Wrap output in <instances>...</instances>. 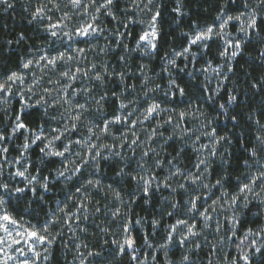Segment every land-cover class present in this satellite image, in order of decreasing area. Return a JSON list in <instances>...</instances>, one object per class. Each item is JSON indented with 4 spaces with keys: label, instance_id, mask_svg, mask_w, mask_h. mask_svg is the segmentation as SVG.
I'll use <instances>...</instances> for the list:
<instances>
[{
    "label": "snow or ice",
    "instance_id": "1",
    "mask_svg": "<svg viewBox=\"0 0 264 264\" xmlns=\"http://www.w3.org/2000/svg\"><path fill=\"white\" fill-rule=\"evenodd\" d=\"M228 2L235 0H226L212 24L183 33L187 44L165 57L168 66L177 68L180 58L195 66L201 53L208 51V42L214 40L222 44L218 56L225 64L213 66L211 60H206L207 67L201 69L206 74L220 77L225 66L227 72H233L232 62L248 44L259 45V58L264 63V0H241L244 11L235 15L227 11ZM175 3L172 11L183 16L182 0ZM0 5L5 10L14 7L12 0H0ZM119 5L120 0H38L28 22L40 26L43 42L29 56L22 57L15 70L0 74V111L8 116L11 99L18 96L21 101L17 114L8 116L13 121L11 126L0 130V177L5 174V165L15 167L7 175L10 180L19 178L23 185L10 186L0 181V264H47L58 239L68 251L75 249L72 264H111L102 250H92L80 235L89 234L90 226L95 229L91 235L101 249L114 246L113 260L127 256L129 264H156V255L141 254L137 247L134 232L139 229L143 246L154 253L163 252L167 264H173L167 257L174 245L184 250L180 264H194L191 254L193 246L200 247L197 238L203 236L207 242L206 231L221 233L225 227L221 216L229 226L227 239L238 241L237 254L231 259L225 257L227 264H264V226L249 227L242 236L237 234L241 210L253 201L264 206V123L260 118L264 111L248 115L257 131L252 147L245 148L248 158L242 161L246 169L243 179L236 176V190L229 191L226 184L230 178V153L225 155V145H230L232 138L218 132L200 104L193 103L176 79L169 78L165 91L159 85L153 86L148 64H137L135 72L129 66L133 53L151 58L158 52L162 5L158 0H127L123 8ZM50 13L60 15L54 20ZM102 15L116 25L107 34L98 22ZM233 22L237 26L235 35L229 30ZM136 25L140 29L130 46L127 41L133 39ZM101 38L103 46L95 42ZM24 39L21 33L15 43ZM81 43L86 46L80 47ZM194 47L200 51H194ZM90 54L94 57L91 60ZM110 55L115 65L108 61ZM222 79L227 81L228 76ZM251 87L257 93L264 90V74ZM203 89L207 91V84ZM220 90L218 84L206 100L212 101ZM158 91L167 99L157 100L150 95ZM177 97L187 101L185 107L175 105ZM237 103L235 92H228L226 103H218L225 118L236 123L237 117H229L228 112ZM28 109L41 111L45 122L30 128L23 119ZM48 120L56 121L58 126L45 127ZM190 121H197L199 127L190 126ZM141 132L145 134L143 138ZM18 134L24 141L19 145L20 157L9 162L6 144ZM244 138L241 132L238 140ZM170 141L177 144L175 155L167 151L172 147ZM33 146H38L43 158L59 161L60 167L52 170L54 179L41 177L38 171L36 175L30 173L32 165L25 155ZM185 146L197 154L192 167L181 160ZM217 157L224 167L213 183L212 164ZM106 168L113 173L111 182L105 180ZM61 179L66 184L75 181L73 191L63 203L57 200L58 207L46 212L43 220H25L9 210L13 199L20 200L26 194L32 197L27 202L29 207L36 199L43 203V193ZM213 189L219 191L218 197ZM163 191L168 195L162 197L160 216H152L149 233L144 227L148 217L136 215L133 205L151 204ZM164 216L173 222L162 226ZM161 228L163 236L153 244L152 237ZM65 230L71 233V246L63 240ZM224 241L225 237L220 236L217 243ZM215 248L216 244H212L211 250Z\"/></svg>",
    "mask_w": 264,
    "mask_h": 264
},
{
    "label": "trees",
    "instance_id": "2",
    "mask_svg": "<svg viewBox=\"0 0 264 264\" xmlns=\"http://www.w3.org/2000/svg\"><path fill=\"white\" fill-rule=\"evenodd\" d=\"M162 5L161 7V18H160V28H161V38L159 40L158 52L151 58L142 57L140 53H133L131 59L129 60V66L133 72L136 71V65L143 62L149 65L151 70L149 76L152 78L153 86L159 85L160 89L167 90L169 78L176 79L177 82L184 87L189 96L193 98V103H199L200 107L204 112L207 113V119L214 122V126L217 127L219 133L228 135L232 138V143L230 145H225L227 148V153L230 160V166L227 170L230 174L229 181L226 185H229L232 191L236 190V176H241L243 178L246 171L245 166L242 161L248 158V153L245 151V148L252 147V142L254 141V134L257 131V126L248 120L249 113L259 114L264 111V90H261L257 93L252 89L251 84L254 80H259L262 74H264V63L261 62L259 58V45L248 44L245 45L244 52L232 62L234 71L229 72L228 81L229 86L223 87L220 90V94L213 95L212 101H207L206 96L212 94L213 91L209 92L204 91L203 78L201 76L195 75V72L184 70V59L180 58L177 62V69L170 71V76H166L165 57H171L172 50L182 49L187 44V37L183 35L185 32H191L195 27H204L205 25L212 24L215 21V18L218 12L221 9V6L226 2V0H182L183 4V16H178L172 11L176 7L175 0H158ZM127 0H120V7L123 8ZM25 6L17 0L14 7L1 10L0 11V74L8 72L10 70H15L20 62V59L24 57L30 48L34 45H37L41 39H44L39 33L41 30L37 28V25L29 23L30 16L24 10ZM227 11L230 14H238L240 11H244L242 7L241 0H235V3L228 2ZM105 19V27L108 29H113L116 25L114 21L110 18ZM195 22V23H194ZM232 31L236 33L237 26L233 22L230 26ZM140 29L139 25L133 27V39L129 40L130 46L134 45V37L136 32ZM23 33L25 39L19 44H16L15 41L19 38L20 34ZM8 41H13L9 45ZM209 49L206 53L202 54L197 62H205L206 60H211L213 62H221L218 53L220 51V44L218 40L209 41ZM111 64L115 65L116 60L113 56H108ZM180 69H183L181 71ZM161 77V78H160ZM139 84V80H135ZM228 92H235L238 95V103L230 106L228 116L235 115L237 117L238 123L232 121L231 119H226L222 114L221 110L218 107V103H226ZM157 100H166L167 98L163 96L162 91H158L155 94ZM198 98V99H197ZM144 98H141L143 102ZM218 102V103H217ZM187 101L179 97L175 100V105H178L180 108L185 107ZM169 104L167 106H175ZM19 107L17 106L14 110V116L17 114ZM111 109H109V112ZM261 122L264 123V115L261 117ZM23 119L30 128L35 129L37 126L45 122L43 113L36 109H28L23 114ZM0 122H3V116L0 114ZM48 121L45 123L47 126ZM244 133V139L238 140L239 134ZM119 133V132H118ZM167 134V133H166ZM169 144H172V147H168L167 151L175 155V149L177 144H173L171 141ZM13 145L9 149H12ZM15 150V149H14ZM15 157L18 158L19 151H14ZM196 154L192 151L191 147L185 146V152L181 157L182 162L185 166L191 167L195 161ZM28 162L32 165L30 169L33 175L39 172L41 177H49L50 180L55 178L54 171L55 168H58L60 163L56 161L55 163L51 162L48 159L42 157L39 152L38 146H33L29 150V160ZM134 166V165H132ZM212 167L214 169L212 177L213 181L218 178V174L222 171L223 165L219 158L213 160ZM51 173V175H50ZM105 180L106 182H111L113 173L110 169H105ZM65 183L63 179L61 181L50 185V190L47 193H43L45 201L41 203L38 199L31 203V206H28V201L32 200L30 194H26L22 199L15 200L13 199L10 210L14 211L15 214L34 220L32 214L45 216V213L53 209L56 201L54 197L57 193L61 196L59 201L62 199L65 201L70 193L73 191V184ZM70 184V186H69ZM128 189H125L127 192ZM39 192V189H38ZM163 193L168 194L167 191ZM67 194V196H65ZM164 194H158L153 198L151 204H143L140 206L133 205V212L138 216L148 217L149 222H146L148 225V232L151 231L150 220L153 215L159 217L161 213L162 197ZM127 198V197H126ZM70 203V202H69ZM151 209V211H149ZM260 206H255L254 204L248 207L243 217L241 218L240 229L246 230L247 228L257 227L263 221L262 212L259 211ZM31 213V215H30ZM255 213H260V215L255 216ZM170 218L163 217L161 224L164 226L167 221H171ZM145 223V224H146ZM91 227V226H90ZM88 240L89 243L92 242L96 244L95 251H101L102 249L98 246L96 237L92 236L91 233L95 231L93 227L89 229ZM139 230L134 232V235L137 240V245L141 246L143 244V239L141 236H138ZM99 235V233H97ZM62 242H58L52 248L51 260L47 264H67L69 262L68 258H64L62 251ZM103 251V250H102ZM116 264L120 262V259H115ZM45 264V262L43 263ZM121 264H127L122 262Z\"/></svg>",
    "mask_w": 264,
    "mask_h": 264
},
{
    "label": "rangeland",
    "instance_id": "3",
    "mask_svg": "<svg viewBox=\"0 0 264 264\" xmlns=\"http://www.w3.org/2000/svg\"><path fill=\"white\" fill-rule=\"evenodd\" d=\"M13 4H15V2H17V0H12ZM20 2L25 6L24 10L27 8V14L30 16L31 12L34 10L35 6H37V3H38V0H20ZM1 10H5L4 6L3 5H0V11ZM53 15V19L55 20L56 17L58 15H60V13H50ZM103 16V15H102ZM101 16V19L100 21H98L102 27L105 28V34H107L108 28L105 27V19H103ZM75 23V19L73 21ZM35 23V22H34ZM37 25V23H35ZM115 25V24H114ZM37 28H40V26L37 25ZM229 30L233 33V35H235L236 33L232 31V28L230 27ZM40 35H42L44 37V33L41 31L39 33ZM44 39H41V41L37 44V45H34L30 48V50L27 52V54L24 56V57H27L30 55V53L32 51H35L40 45L41 43L43 42ZM96 43H98L99 45L103 46V44L105 43V41L101 38L99 39L98 41H95ZM129 43V40L127 41ZM219 44H220V50H221V47H222V44L221 42L219 41ZM58 45H53V47H57ZM80 47H85L86 45L81 43L79 45ZM182 49H179L177 51H180ZM194 51H200V49L198 47H194ZM204 54V53H201V55ZM200 55V56H201ZM199 56V57H200ZM199 57L197 58V60L199 59ZM89 60L93 59V55L90 54L89 55ZM108 61L109 62H113L112 60H110L109 57H107ZM180 59L177 60V62L179 61ZM196 60V63H195V66H193L188 60H185L184 61V70H190L192 72H195V75L197 76H201L203 79V82L205 84H207V90L209 92L215 90L218 86V84L220 85L221 89L223 87H226V86H229V81H223L222 77L224 75H227L229 74V72H227V67L225 66L224 69L221 70V76L220 77H217L214 73H211V72H208L207 74L204 73L203 71H201L202 68L204 67H207L206 65V61L205 62H197ZM220 61L221 62H213V66H217V65H220V64H225V61L223 59L220 58ZM166 63V62H165ZM168 68V71H166V76H170V71L173 69V70H176L177 68H172L170 66H168L167 64L165 65V68ZM151 71V70H150ZM149 71V73H150ZM161 78V77H160ZM155 96V95H154ZM163 100V99H161ZM20 105H21V101L19 99L18 96H14L12 99H11V106H10V109H9V112H8V116H11V117H14V110L16 109V107L18 106L20 108ZM51 114H55L54 110H50ZM0 114H2L3 116V122H0V130H7L11 124H12V120L8 118V116H5L4 112L3 111H0ZM51 124L52 127H56L58 126V123L56 121H51V120H48V123H47V126L45 127H48V125ZM190 126L191 125H195L196 127H199V124L197 121H190L189 122ZM117 135H119V133L117 132L116 133ZM141 135V137L143 138L144 137V133H139ZM23 136H21L20 134L17 135V137H14L11 141H9L6 146L8 148H10L11 145H13L12 149H9V152L7 153V156H8V161L11 162L15 159H17L15 157V154L13 153L15 150L16 151H19V156L18 158L20 157V148H19V145H22L23 144ZM108 142H111L110 140ZM203 142L207 143V139L206 138H203ZM155 146V145H154ZM190 147V146H189ZM15 149V150H14ZM195 153V152H194ZM41 154V153H40ZM196 154V153H195ZM42 155V154H41ZM197 155V154H196ZM218 158V157H217ZM25 159L29 160V152L25 155ZM215 159V158H214ZM213 159V160H214ZM195 162V161H194ZM184 164V163H183ZM60 167V165H59ZM192 167V166H191ZM15 170V167L13 168H8L7 165H5V174L3 177H0V181L2 182H8L11 185H20V186H23L21 183H20V179L17 178L16 180H10L7 173L10 172V171H14ZM31 173V171H30ZM32 174V173H31ZM55 174V173H54ZM33 175V174H32ZM211 181L214 183L213 181V177L210 178ZM243 179V178H242ZM237 183V182H235ZM70 186V184H69ZM226 187L228 188L229 191H232L229 187V185H226ZM212 192L215 194L216 197H218L220 195L219 191L217 189H213ZM160 194H164L163 196H167L168 194H165V193H160ZM207 194V193H206ZM60 194L57 193L54 197L55 200H61L59 199L60 198ZM67 196V194L65 195ZM179 199V197H178ZM62 201L64 202V200L62 199ZM70 202V203H69ZM69 207H71V201H69ZM203 203V201H202ZM208 203H210V200L208 201ZM162 204H164V201L162 199ZM255 205V206H260V209L259 211L262 212V223L259 225V226H264V206H261L258 204V202L256 201H253L252 203L249 204L248 207H250L251 205ZM58 207V205L55 203V206L53 209L51 210H55L56 208ZM10 210V209H9ZM246 209H242L241 212L239 213V216H240V219L243 217V214L245 212ZM11 211V210H10ZM14 212V211H12ZM15 213V212H14ZM255 215V214H254ZM32 216L34 217V220H32L33 222H35L37 219H40V220H43L44 217H42L40 214L39 215H36V214H32ZM257 216V215H255ZM24 218V217H23ZM166 218H170V217H167ZM25 220H29L30 218H24ZM221 219V223L225 225V227L221 230V233L217 234L211 230H208L205 232V236L208 237V241L205 242L203 236L200 237V238H197V243L200 244V247L199 248H195L193 246V252L191 254V258L194 262V264H208V261L211 260L212 261V264H227V260L225 259V257H227L228 259H231L233 258L237 253L235 251V244L238 242L236 240V238H232L230 241L227 239V235H230V233H226V230L227 228L229 227L225 221L223 220V216L220 217ZM31 220V219H30ZM170 222H173V220L171 219V221H167V223H170ZM165 224V225H166ZM89 225H91V222L89 221ZM144 227L147 229L148 231V225L147 223L144 225ZM258 227V226H257ZM257 227H254L253 229H256ZM91 227H89L90 229ZM139 230V229H138ZM247 230V229H246ZM246 230H243V229H240V226H239V229H238V236H242L244 231ZM90 231V230H89ZM65 236L63 237V240L66 241L69 246L72 245L73 241H71L69 239V237L71 236V233L67 232V230H65ZM151 233V231L149 232ZM82 236L83 239L87 240V242L89 243V240H88V236L85 235V234H80ZM142 235L143 233L139 230V234L138 236H141L142 238ZM163 236V231H162V228L161 229H158L157 232H156V235L155 237H152V242L153 244L157 243L158 241L161 240ZM220 236H224L225 237V241L223 244H219L217 243V240L219 239ZM59 243L61 242L60 239L57 240ZM212 244H216V248L214 250H211V245ZM89 247L95 251V247H96V244L90 242L89 243ZM137 247L140 248V253L143 254V253H149L150 255L154 254L156 255L157 257V260H156V264H167L166 262V259H165V256H164V253L163 252H159V253H154L151 249H148L146 246H143V244L141 246L137 245ZM113 249H114V246L109 244L108 246H105L102 250H103V255H104V258H107L111 261V264H116V261L112 259V256H113ZM52 251V250H51ZM62 251H63V256L64 258H68L69 259V262L67 264H72L73 262V259H74V254H75V249H73L72 251H68L67 249H65L63 246H62ZM184 250L181 249L179 246H176L174 245L173 247H171L169 250H168V257L167 259L171 260L173 262V264H180V260H181V256L183 254ZM97 259H100V258H97ZM117 259H120V262L119 264H121L122 262H126L127 264H129V259L127 256H124V257H119ZM44 262L41 261V264H43ZM118 264V263H117Z\"/></svg>",
    "mask_w": 264,
    "mask_h": 264
}]
</instances>
